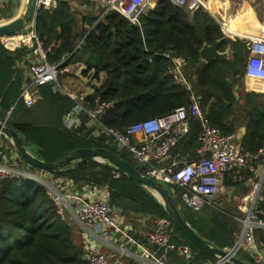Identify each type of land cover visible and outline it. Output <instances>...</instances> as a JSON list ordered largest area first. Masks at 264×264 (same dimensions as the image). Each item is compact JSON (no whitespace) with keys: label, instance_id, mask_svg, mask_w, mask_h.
<instances>
[{"label":"trees","instance_id":"obj_1","mask_svg":"<svg viewBox=\"0 0 264 264\" xmlns=\"http://www.w3.org/2000/svg\"><path fill=\"white\" fill-rule=\"evenodd\" d=\"M27 4L25 0L21 15ZM77 6L80 8L82 4ZM80 13L69 1L59 0L54 10L39 11L34 32L42 50L55 45L47 55L50 65L66 57L67 66L84 67L83 76L91 75L95 81L100 75L104 77L87 101L91 109L96 100L113 104L101 121L105 128L123 133L133 124L189 106L190 93L167 73L171 61L163 54L171 52L184 59L183 76L210 125L223 135L244 128L241 145L247 152L255 153L264 147V95L244 90L246 43L229 39L208 13L198 10L189 14L168 0H157L154 8L140 17L139 26L113 12L102 18L101 11L85 10L79 17ZM216 41L220 42L218 51L228 52V58L203 62L200 49ZM32 44L31 48L10 51L0 40V121L13 109L7 126L46 163L59 162L81 149H103L144 175L142 167L127 151H117L109 136L102 132L94 135L96 129L86 125L87 117L83 116V125L77 130L64 129L63 118L75 104L62 91H55L51 85L40 87L39 99L31 108L19 99L22 87L29 82L28 57L33 58L37 47L34 40ZM199 131V122L193 119L188 133L171 152L181 149L192 160ZM21 164L31 171H40L23 160ZM48 174L56 180H70L78 191L106 186L110 204L121 211L125 223L138 217L150 222L168 218L150 192L108 165L84 161ZM241 184L244 182L235 183L225 177L224 186L228 188ZM166 187L185 222L201 239L221 250L233 247L235 235L240 231L233 213L219 206L190 210L180 199V189ZM260 204L264 211V200ZM172 229V241L187 244L194 252L189 264L215 261L193 246L173 224ZM253 233L255 242L264 245V230L255 229ZM85 253L80 231L74 223L61 220L44 187L29 179H10L1 184L0 264H83ZM161 253L155 248V255ZM236 258L253 264L242 251ZM169 259L170 264H186L174 253L169 254Z\"/></svg>","mask_w":264,"mask_h":264},{"label":"built area","instance_id":"obj_2","mask_svg":"<svg viewBox=\"0 0 264 264\" xmlns=\"http://www.w3.org/2000/svg\"><path fill=\"white\" fill-rule=\"evenodd\" d=\"M59 0H38L39 10L51 11ZM73 4H91L95 10L101 11L102 18L107 13H115L133 26H139L140 17L154 8L157 0H67ZM174 6L193 14L198 10H208L205 0H168ZM209 13V12H208ZM221 31L225 33L222 22L216 19ZM27 34V33H26ZM228 37L229 35L225 33ZM19 45L32 40L36 43L37 55L35 60L28 57L30 63L29 82L22 87L19 99H22L27 108L33 107L38 101V89L44 85H51L55 91H62L74 107L65 114L62 125L67 131H75L83 125V116L87 117V126L95 127L94 135L100 132L109 136L116 145L117 151H127L132 160L144 171V176L162 183L164 186L176 187L182 191L180 199L183 205L193 211L204 207L216 208V200L221 195L224 180L229 176L235 183H248L251 205L246 211V217L238 220L242 229L235 235L236 257L239 251L249 254L253 264H264V254L256 244L255 229L264 230V211L261 207L260 191L264 181V147L255 153L243 150L241 140L236 133L223 135L213 128L201 112L198 98L193 94L191 87L183 76L184 59L171 52L163 57L171 61L167 73L174 82L190 93L188 107L177 108L170 113L147 121L133 124L118 132L105 128L101 121L113 108L112 103H94L89 108L88 96L75 92L64 91L59 80L70 75H82L80 68L67 66L68 58L63 57L56 65L47 62V55L51 54L55 45L52 44L46 51L42 50L34 30L28 37L20 36ZM231 38V37H230ZM247 46L248 55L243 67L244 79L264 82V38L242 37ZM5 48L8 45L2 40ZM11 46V45H8ZM8 49V48H7ZM9 50V49H8ZM22 67H24L22 65ZM79 72V73H78ZM199 122L198 146L192 160L173 161L168 165L161 162L173 148L186 136L191 121ZM22 159L14 148L0 134V186L10 179H29L40 184L54 205L58 216L63 221H70L76 226L85 229L93 226L101 228L99 239L101 244L108 246L122 241L124 247L120 250L122 258H137L140 264H170L169 254L174 253L176 258L189 264L194 258L191 246L177 244L172 241L173 229L169 218L153 220V230L147 235V245L140 244L130 234V229L124 224L121 211L110 204L107 187H87L76 190L68 179H54L48 172L31 171L22 165ZM254 175L252 180L244 181V175ZM255 180V181H254ZM157 248L162 253L157 256L151 251ZM232 248L225 249L230 252ZM133 251V253H132ZM83 264H110L106 255L100 250L87 251ZM116 264H123L118 262ZM206 264H228L226 260L215 259Z\"/></svg>","mask_w":264,"mask_h":264},{"label":"water","instance_id":"obj_3","mask_svg":"<svg viewBox=\"0 0 264 264\" xmlns=\"http://www.w3.org/2000/svg\"><path fill=\"white\" fill-rule=\"evenodd\" d=\"M37 2L38 0H28V5L23 15L0 24V40L10 37H20L34 30L37 15L40 11ZM208 14L213 17L212 14ZM219 43V41H216L212 45L202 46L199 51V56L203 62L209 63L216 59L228 58V52L221 53L218 51ZM142 51H144V48H142ZM12 110L13 109L7 114L4 121H0V134L4 136L20 158L28 165L45 172L61 171L69 166H75L84 161L108 165L150 192L163 206L167 217L175 228H177V230L197 249L207 253L215 259L226 260L228 264H247L232 255L235 251V246L232 247L230 252H227L225 249L221 250L213 247L205 240L201 239L179 213L167 187L160 182L140 174L133 166L121 160L117 155L103 149H81L56 163H46L40 160L26 147L24 139L14 129L7 126V120Z\"/></svg>","mask_w":264,"mask_h":264},{"label":"crops","instance_id":"obj_4","mask_svg":"<svg viewBox=\"0 0 264 264\" xmlns=\"http://www.w3.org/2000/svg\"><path fill=\"white\" fill-rule=\"evenodd\" d=\"M24 1L25 0H0V24L6 23L12 19H14L17 16H20L23 12L24 9ZM211 5V9L214 13V15L217 17L215 18L214 16L212 17L215 22L216 19L219 20L222 23H228L229 26H231L235 32L244 34L242 36H227L229 38L234 40L233 38H237L239 40L242 39V37H263L264 38V20L262 22H259L258 19H256V16L254 15V12H252V17L254 20V24L247 26L246 29L242 28V26L239 24V21L245 17V15L241 13H233V11L228 10V4L230 2L228 0H208V3ZM77 4H73V7ZM83 6V4H82ZM79 6H78V8ZM83 9V8H82ZM210 16V15H209ZM211 17V16H210ZM217 23V22H216ZM231 37V38H230ZM2 41V40H1ZM3 43V41H2ZM4 45V44H3ZM14 51V50H10ZM80 68V71L84 70V67L82 66H76L75 67ZM79 73V72H78ZM27 76L30 77V70L26 72ZM63 78V79H62ZM59 80V84L61 87H63V90L67 92H75L77 94H85L88 97L92 95L93 91L96 88H99L104 81V77L102 75L99 76V80L95 81L94 79L91 78V75L88 76H83L82 75H70L67 77H62ZM72 81L73 83H76L77 85L84 86L85 85V91H78L76 89H73L72 87H66L65 83H68V81ZM248 79H244V90L246 92H255L259 94L264 95V83H253V82H248ZM257 82V81H255ZM70 83V82H69ZM68 85V84H66ZM256 88H253L255 87ZM72 88V89H70ZM244 128H241L236 135H238L239 139L241 140L242 137L244 136ZM194 159V158H193ZM179 160H188L182 152L181 149L177 151H172L170 152L167 157L161 162L162 165H168L173 161H179ZM264 169V168H263ZM247 177V178H246ZM244 178H246L244 181H247V179L252 180V178H255L254 175H249L245 174ZM255 181V180H254ZM249 186L248 183H244L235 187H226L224 186V191L223 194L224 198L218 197L216 204L218 203L219 207H222L224 204L231 203V201L237 199L238 205L242 203L241 209L240 207H236L234 205L233 208H236L238 210L237 214L233 213L236 218L242 220L246 217V211L249 210V207L251 205V198L249 199L250 191L248 190ZM249 191V194L246 195V193ZM261 198L264 200V181H263V186L260 191ZM246 195V196H245ZM223 196V195H222ZM232 198V199H231ZM241 198V201H239ZM243 198V199H242ZM245 198V199H244ZM231 213V212H230ZM239 223V230L241 231L242 225L241 223L236 220ZM124 224L130 229V234L131 236L138 241L140 244L147 245V235L153 230V222H150L147 218L143 217H138L137 219L133 220L132 222L125 223ZM78 230L80 231L81 234V239L83 241V245L85 247V252L89 251H94V250H100L102 251L110 264H116L118 262H122L123 264H126L127 262H132V264H140L139 260L137 258H122L120 257V250L123 249L124 245L122 241H117L114 244H109L108 246H104L101 244V241L99 239V234L101 232V228L98 226H93L89 227L87 229L76 226ZM239 231V232H240ZM261 251L264 254V245L263 244H258L256 243ZM151 251L154 253L155 248L151 247ZM245 253L249 258V254L242 251ZM133 253V251H132ZM251 259V258H250ZM129 264V263H128Z\"/></svg>","mask_w":264,"mask_h":264},{"label":"rangeland","instance_id":"obj_5","mask_svg":"<svg viewBox=\"0 0 264 264\" xmlns=\"http://www.w3.org/2000/svg\"><path fill=\"white\" fill-rule=\"evenodd\" d=\"M207 3H208V0H205ZM229 2H230V4H228V10H230V11H233V13L235 14V13H243L244 15H245V17L244 18H242L240 21H239V24L242 26V28H244V29H246L247 28V26H250V25H252V24H254V20H253V17H252V12H251V10L254 12V15L256 16V19H258L259 20V22H262L263 20H264V0H228ZM154 5H155V3H154ZM208 6L211 8V5L210 4H208ZM74 8L75 9H77L78 8V6L77 5H75L74 6ZM83 8V9H82ZM85 10H89V11H91L92 13L94 12V13H96L97 12V10H95L94 9V7H92V6H90V5H87V4H83V6H81L80 7V10L78 9V11H80L81 13L82 12H84ZM201 11H203V12H206V13H208L207 11H205V10H201ZM81 13L79 14V17H81ZM263 32H264V29H263ZM30 34V32H28L27 34L25 33L23 36H25L26 35V37H28V35ZM233 39H237V38H233ZM5 45V44H4ZM32 41L31 42H26V43H22V44H19V45H11V46H6L9 50H16V49H19V48H21V47H28V48H31L32 47ZM37 50V48L36 49H34V51H33V58H32V60H35L36 58H37V55L34 53L35 51ZM31 57V56H30ZM76 69V68H75ZM25 70H27V68H25ZM70 82V83H69ZM66 84H68V85H66ZM69 85H70V87H72L73 89H76V90H78V91H85V85L84 86H81V85H77L76 83H73L71 80L70 81H68V83H65V86L66 87H69ZM63 88V87H62ZM72 88H70V89H72ZM253 88H256V86L255 87H253ZM66 91V90H65ZM71 92V91H70ZM248 190L250 191L251 189L250 188H248ZM223 191H224V187H223V189H222V193H221V197L220 198H224V195L225 194H223ZM249 191L246 193V195H248L249 194ZM223 195V196H222ZM245 195V196H246ZM260 196H261V194H260ZM232 199V198H231ZM243 199V198H242ZM245 199V198H244ZM218 200V199H217ZM217 200H216V202H217ZM237 199H235V200H233V201H231V203H228V204H224L223 206H222V208L223 209H225L226 211H228V212H231V213H236L237 214V212H238V210H236V208H233L234 207V205L237 207H240V209L243 207H241V205H242V203H240L239 205H238V201H236ZM239 201H241V198H240V200ZM217 206H219L218 205V203H217Z\"/></svg>","mask_w":264,"mask_h":264},{"label":"bare ground","instance_id":"obj_6","mask_svg":"<svg viewBox=\"0 0 264 264\" xmlns=\"http://www.w3.org/2000/svg\"><path fill=\"white\" fill-rule=\"evenodd\" d=\"M28 5V4H27ZM205 7L206 9L208 10V12L210 14H212L215 18H217L212 9L208 6V4L206 3L205 4ZM222 26H223V29L225 31V33H227L229 36L233 37V36H242L244 34H240V33H237L234 31V29L228 25V23H222ZM20 41V38L19 37H10V38H5V42L8 44V45H13V44H17L18 42ZM248 82H253V83H264V82H255L253 80H249Z\"/></svg>","mask_w":264,"mask_h":264}]
</instances>
